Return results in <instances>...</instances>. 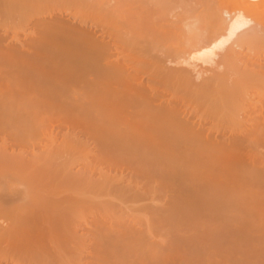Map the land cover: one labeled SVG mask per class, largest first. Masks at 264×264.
I'll return each instance as SVG.
<instances>
[{
    "label": "rangeland",
    "instance_id": "obj_1",
    "mask_svg": "<svg viewBox=\"0 0 264 264\" xmlns=\"http://www.w3.org/2000/svg\"><path fill=\"white\" fill-rule=\"evenodd\" d=\"M74 1L0 0V264H264L263 43L202 62Z\"/></svg>",
    "mask_w": 264,
    "mask_h": 264
},
{
    "label": "bare ground",
    "instance_id": "obj_2",
    "mask_svg": "<svg viewBox=\"0 0 264 264\" xmlns=\"http://www.w3.org/2000/svg\"><path fill=\"white\" fill-rule=\"evenodd\" d=\"M76 1H78V0H76ZM76 1H74V2H76ZM82 1H81V3H82ZM88 1H87V3H89ZM145 1L146 0H117L116 1L117 3L111 9L109 8V5H108V8H105V11L107 13H109L111 11L113 13H115L116 16L119 18L121 24L123 25V29L125 30L123 41H127L128 33L132 34L133 32H135L138 29H143V30L148 31L149 35L152 36L154 39H156L158 41V43L162 42L163 44H165L164 41L165 42L173 41L174 49H175V47H178L181 50L183 47L182 51H185V52H183L184 53L183 56H185V54L188 53L189 57L193 58L194 60L198 59V61H202L204 58L203 55L199 54L203 50H208L209 53L216 54L218 56V52H219V54L221 52H223V53L227 52L226 47H228L230 49L229 51H231V49L234 50V49H237L238 47L239 48L243 47L244 46L243 44H245V46L248 45L249 47H251L250 49H252L253 45L255 44V43L254 44H252V43L257 42L253 48L254 50H256L255 46H258L257 48H259L260 44L263 43V45H264V0H214V2H213L214 4L211 3V1H213V0H201L199 5H201L200 8H202V9L200 11H198V10L195 11V9H196L195 8L194 9L195 12L190 14L191 15L190 19L196 18L195 20L198 19L200 24L197 23L198 21L195 22L194 19H192L193 22L191 21L192 23L191 22L190 23L192 25H193V23L194 24L197 23L198 25L192 26L188 23L190 30L187 29L188 34H186V35H184L185 33L182 34L183 31L178 32V30L175 27L176 22L178 23L180 21H178V19H177V21L174 19L173 20L175 22V24H174V22L170 20L171 18H169L167 16V15H169L168 12L171 11L170 9L174 5V4L172 5L171 1H169V0H156L155 1L154 0L156 2L155 6L158 5L156 7L157 9L156 8L155 9L149 8V5H148V7L147 6L145 7V4H143V2H145ZM152 1L153 0H151V2ZM198 2H199V0H197V3ZM79 3H80V1H79ZM92 3H94L92 6H95V5H97V3L98 4L100 3V0H94V2L90 1V4H88V7H91ZM210 3L213 5H211ZM100 5H102V2L100 3ZM181 5H182V3H181ZM199 5H198V7H199ZM31 6H32V3H29V2L22 4L23 8H30ZM84 6H86V5H84ZM98 7H100V6H98ZM103 7H107V6L104 5ZM183 8H187V7H183ZM188 15H189V13H188ZM173 16H175L174 13H173ZM252 21L255 22V24L254 23L251 24ZM198 26H199V28H198ZM185 27H187V26H185ZM195 27L198 29H200L202 27L203 29H200V30L197 29L196 30ZM242 29L243 30L245 29L244 30L245 34L242 33V31H243ZM239 30H241V33L244 35V37L242 36V34H240ZM237 32H239L238 35H241L243 37V39H242V37H241V39L238 38L239 36L236 35ZM235 35L238 36V37H235L238 39L237 41H239V40H242V41H239V42L236 41L235 42L236 39L235 38H234L235 40L233 39V37ZM174 40H177V41H174ZM229 42H230L229 45L232 44L234 49L232 48V46L228 45ZM259 42H261V43H259ZM233 43H235L237 45H239L238 43H240V44L242 43V44L235 48L234 47L235 44L233 45ZM171 44L172 43H170L168 45L171 47ZM166 45H167V43H166ZM224 49L226 50L225 52L223 51ZM242 49H245V47H243ZM250 49L248 48V50H249V51H247V52H249L248 54H251L252 51L254 52V50H250ZM260 49H261V47L258 49V51ZM235 51L234 52L232 51L233 54L235 53ZM239 52H241V54H240V57H241V55H243L242 54L243 52L238 51V53ZM203 53L205 54L204 51H203ZM230 54H232V53L230 52ZM255 54L252 53L251 55L254 57ZM245 55H247L246 52H245ZM245 55H243L242 57H244ZM259 55H261V53ZM231 56H233V55H231ZM207 57L205 56V59L207 58L206 60H208L209 57H211V56H207ZM235 57L236 56H234V58ZM240 57H238V58H240ZM213 58H214V56H213ZM234 58H232V59H234ZM250 58H252V57H249V59ZM211 59H212V57H211ZM226 59H227V57H226ZM249 59L247 58V60H249ZM209 61H210V59H209ZM199 64H200V62H199Z\"/></svg>",
    "mask_w": 264,
    "mask_h": 264
}]
</instances>
